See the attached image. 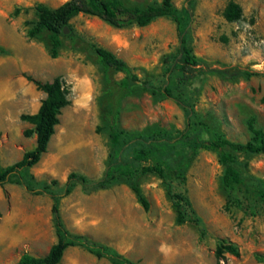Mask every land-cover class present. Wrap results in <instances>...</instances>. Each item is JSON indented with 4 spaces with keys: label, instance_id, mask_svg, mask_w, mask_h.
<instances>
[{
    "label": "rangeland",
    "instance_id": "1",
    "mask_svg": "<svg viewBox=\"0 0 264 264\" xmlns=\"http://www.w3.org/2000/svg\"><path fill=\"white\" fill-rule=\"evenodd\" d=\"M66 1L0 0V167L20 161L35 146L34 134L24 136L32 125L20 116L34 114L45 95L27 77L45 83L60 76L70 100L46 152L24 172L34 178L36 190L49 186V192L61 195L71 172L92 181L101 178L111 126L141 133L184 128V113L172 99L118 87L123 75L104 71L96 47L122 59L140 80L157 87L168 84L176 96L190 101L199 121L231 142L251 138L250 120L264 131V0H196L188 45L199 74L188 83H180L177 72L167 73L177 48L176 26L168 17L146 27L115 28L77 15L70 22L75 38H62L52 58L46 34L30 39L26 31L36 20V5L55 8ZM123 1L145 6L161 0ZM229 1L241 7L237 22L223 18ZM172 3L179 9L183 0ZM232 72L238 74L230 77ZM235 155L242 175L264 181V155ZM222 170L215 153L200 150L185 182L170 181L172 191L190 202V208L184 207L188 221L182 225L175 223L166 188L153 174L135 178L148 210L121 180L87 192L76 184L59 199L60 217L69 232L109 246L137 264H264V204L245 199L240 189H224ZM51 206L46 193L34 195L17 184L0 186V264H18L23 254H47L57 240ZM222 241L236 246L239 256L225 253L218 259L215 250ZM59 264L110 263L70 247Z\"/></svg>",
    "mask_w": 264,
    "mask_h": 264
},
{
    "label": "trees",
    "instance_id": "2",
    "mask_svg": "<svg viewBox=\"0 0 264 264\" xmlns=\"http://www.w3.org/2000/svg\"><path fill=\"white\" fill-rule=\"evenodd\" d=\"M195 2L196 0H183L179 9L173 6L172 0H161L157 4L145 6L128 5L123 0H67L55 8L38 4L35 6L36 20L31 23L26 35L33 39L46 34L50 56L55 58L62 45V38H75L76 34L70 22L77 15L98 18L115 28L132 25L146 27L157 18L168 17L176 26L177 48L167 73L177 72L179 82L188 83L199 74L197 58L188 45ZM241 16V7L229 1L223 10L225 21L237 22ZM94 51L106 73L115 72L123 75L118 83V87L122 90L129 92L133 88H140L153 96L172 99L184 113V128L177 133L161 129L141 133L111 126L108 130L110 150L101 178L92 181L83 175L71 172L66 177L61 195L49 192V186L36 190L34 178L24 172L37 164L46 152L49 140L59 123L61 110L70 104V100L60 76L45 83L27 77L45 95L34 114L20 116L22 121L32 125L31 129L24 131V136L29 137L34 134L35 146L25 152L20 161L5 168L0 167V186L17 184L34 195L46 193L52 201L51 216L57 240L45 256L38 258L23 254L18 264H59L64 252L70 247L84 248L97 259H105L110 264H137L109 246L69 232L60 217L59 199L69 195L76 184L87 192L106 189L111 183L122 180L128 183L143 209L148 210V202L142 195L135 178L137 175L153 174L162 180L166 188L167 196L175 209V223L182 225L188 221L184 207L190 208V202L184 195L172 191L170 181L185 182L190 162L200 150L217 155L223 169L220 183L224 189L229 191L240 189L245 199L264 204V181L242 175L237 168L238 161L235 155V153L264 155L262 129L255 128L250 120L248 129L251 138L245 143L231 142L199 121L190 101L182 96H176L168 84L157 87L149 81H142L126 62L112 52L99 47L94 48ZM228 74L230 77H235L238 73ZM260 101L264 104V96ZM202 133L205 134V138L201 137ZM52 182L56 184V181ZM225 253L239 256L236 246L222 241L215 250V256L221 259Z\"/></svg>",
    "mask_w": 264,
    "mask_h": 264
}]
</instances>
